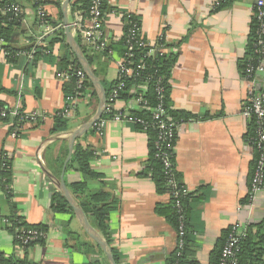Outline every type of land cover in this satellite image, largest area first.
<instances>
[{"label": "crops", "instance_id": "obj_1", "mask_svg": "<svg viewBox=\"0 0 264 264\" xmlns=\"http://www.w3.org/2000/svg\"><path fill=\"white\" fill-rule=\"evenodd\" d=\"M64 1L46 0L49 19L56 24H64ZM76 1L68 5L71 23L78 15L83 18L81 12L72 11ZM9 2L23 7L18 26L11 31L17 51L29 52L37 48L40 36L53 35L54 31L46 34L39 24L34 0ZM103 11L109 55L89 48L82 32L79 41L78 29H72V36L99 77L106 96L118 79L129 15L138 21L141 36L149 45L158 46L163 40V51L177 55L169 81V103L171 117L178 125L175 166L187 189L184 196L188 197L186 219L191 234L186 254L190 261L210 264L224 230H230L236 222L250 226L264 220V189L253 204L248 198L256 159L255 148L246 140L251 119L244 116L243 109L249 84L241 69L256 0H104ZM68 47L59 43L52 54H36L32 59L26 53L14 58L0 54V101L38 115L35 123L27 124L15 137L12 122L0 120V171L5 153L12 178L9 198L0 176V255L13 257L20 264H109L75 215L51 209L52 197L58 191L43 172L41 161L53 173L46 151L53 146L49 157L53 160L67 152L61 174H53L66 185L79 182L83 175L67 170V164L75 144L80 142L95 151L91 167L101 175L91 182V188L107 192L117 205L110 212L109 230L111 247L119 254L120 264H168L176 251L178 231L156 210L169 203L170 195L158 193L151 174L146 172L150 154L147 132L128 122L109 121L103 134L92 127L73 143L60 138L44 148L48 138L75 130L99 108L97 91L91 83L86 90L90 98L76 100L70 117L62 114L67 98L76 94L68 93L71 78L59 76L76 65L72 54L77 55ZM64 55L69 56L66 64L62 62ZM258 82V87L264 88V74ZM114 107L125 112L139 109L133 99L122 97ZM57 118L68 122L63 131L54 132ZM52 164L57 167L54 161ZM13 214L30 225H47L45 242L19 248L5 222ZM69 230L89 242L92 251L71 248L67 244Z\"/></svg>", "mask_w": 264, "mask_h": 264}, {"label": "trees", "instance_id": "obj_2", "mask_svg": "<svg viewBox=\"0 0 264 264\" xmlns=\"http://www.w3.org/2000/svg\"><path fill=\"white\" fill-rule=\"evenodd\" d=\"M10 0H3L4 3H12L9 2ZM91 0H79L74 3H72V11H79L81 12V15L83 19H86L89 16V6H90ZM22 15V14H21ZM20 15V16H21ZM20 16H13L11 14H7L6 16H0V22H2L4 25L2 26L1 32L6 38V41L8 43V47H10L13 51H17L18 49L13 46L12 41V28L13 26H18V22H16ZM62 21V20H60ZM61 23V22H59ZM59 23H55L52 20H48V24H50L53 27H56ZM258 23L257 20L254 19L251 27V32L249 36V44L247 49V54L245 59L241 62V69L243 74L245 75V70L248 62L252 61L254 64L257 65V63L260 60L259 54L256 52L255 48V42L258 37ZM81 31H78V40L81 41ZM45 45H43L40 48H45L48 53V55L52 54L53 48L56 44L63 43L66 48L68 49V44H66V32L65 28H59L54 31L52 36L45 38ZM122 44L124 46L122 53L124 54L127 50L126 46V38L123 39ZM163 45V40L159 42L158 46ZM90 48V46H89ZM147 47L143 49H135L136 51V60L139 59L142 55L145 54L147 51ZM84 52L86 51V47H83ZM110 48L107 46L106 50L103 52H100L101 55H109ZM37 55H41V52H37ZM175 53H161L157 52V54L153 55L152 57H149L145 59V65L146 67L141 70L139 77H133V78H126V88L125 91L122 94V98L125 99H133L142 97L144 100L147 101V104H141L139 105V109L136 111H133L132 114L135 116H139L145 119H148L151 121V116L153 113L154 108L157 106V104L160 102V98L158 96L157 88L158 86L164 87V97H163V103L167 109L168 115L171 117V110H170V100H169V92H170V79H171V72H172V66L176 59ZM72 60L76 64L75 66L81 68L78 59L72 54ZM69 56L64 55L62 58L63 63H67ZM90 62L93 61L92 58H89ZM71 82L72 87L69 89L70 91L68 93H74L75 92V77L71 76ZM118 83V79L115 80L112 84V88ZM145 85L146 88L144 87ZM86 86L92 87V84L90 80L86 77ZM93 96L96 97L95 91H93ZM6 104L2 103L0 101V107L5 106ZM107 116V114L105 115ZM104 116V117H105ZM172 118V117H171ZM255 118L253 117L249 122V131L246 135L247 142L254 147V138L256 136V122ZM152 123V122H150ZM68 126L67 120H64L62 118L56 119V127L54 128V132H60L66 129ZM137 128H142L138 125H136ZM147 134L149 136L150 141V154L148 159V165L146 167V172L150 173L153 181L155 182L156 188L158 193H168L170 195L169 203L166 205H159L156 210L159 214L165 216L170 223L178 229L179 227V210L176 207V201L177 199H181L182 202V208L183 213L185 216V229H186V236H185V248L181 254V256H178L176 251L172 253L168 264H198L195 261H190L187 258V246L190 241V234L191 232L188 229L187 225V217H188V210H187V196L180 195L178 198L175 196V189L172 188L169 184L170 178L166 175L165 169H164V162L159 154V149L156 146V136H157V130L154 127L149 128L147 130ZM52 147V148H51ZM45 153V158L47 160L48 166L53 171V173L56 176H59L61 174L62 166L65 162L66 166V157L67 152L62 155L59 159H50L49 157L51 150L53 149V146H51ZM255 159H257L258 152L255 150ZM95 157V151L90 148L89 146H85L81 144L80 142H77L74 146L73 154L71 156V159L69 160L67 164V170H73L76 172H79L83 175L84 179L79 182H74L72 184H68V188L71 189V193L75 196L81 207L83 208L84 212L86 213L91 225L101 234V236L106 239V241L112 245L111 235H110V228H109V219H110V212L114 209H116L117 205L116 202L111 201L110 195L103 191V190H93L91 188V182L94 180H97L101 178V175L98 173H95L91 167V160ZM57 164V167H55L52 162ZM173 161V174L174 179L178 182V190L181 188V185H183V182L181 181L179 174L176 170L175 166V155L172 156ZM255 168V164L252 169ZM251 173L254 174V171L252 170ZM1 183L3 187L5 188L7 195L9 198H12V194L9 191L10 185H11V166L10 162L8 161L7 157L4 153V159L2 161L1 171ZM253 176V175H252ZM176 189V190H177ZM249 198V196H248ZM248 200V199H246ZM51 209L55 213H71L74 215L73 209L70 207L68 201L66 198L60 193L56 192L51 200ZM7 222L9 223V228L13 233L15 230L23 231V230H29V229H38L47 232V225L44 224H28L26 223L22 217L17 216L15 214L6 217ZM11 224V226H10ZM8 226V225H7ZM15 229V230H14ZM230 230H224L222 233V237L219 240V243L217 247L214 249V251L211 254L210 264H220L221 259V251L223 246L225 245V242L227 240V237L229 235ZM16 233V232H15ZM72 241H75V244L72 246ZM17 242V241H16ZM45 242V239L37 240L33 243H31L29 246L35 245V244H43ZM67 244L74 249L82 250L84 252H91V244L86 241H82L80 238V235H78L75 231L69 230L67 233ZM115 259L117 264H120V256L117 254L114 248H112ZM238 264H264V220H262L259 223L252 224L248 226L246 237L242 239L241 242V249L238 254ZM21 261H16L13 257L10 258H3L2 255H0V264H20ZM102 262H98L96 264H101Z\"/></svg>", "mask_w": 264, "mask_h": 264}, {"label": "built area", "instance_id": "obj_3", "mask_svg": "<svg viewBox=\"0 0 264 264\" xmlns=\"http://www.w3.org/2000/svg\"><path fill=\"white\" fill-rule=\"evenodd\" d=\"M36 4V12L39 24L45 28L47 33L53 32L59 28H65L64 24H59L56 27L48 24L49 16L46 9V0H34ZM103 4L104 0H91L89 6V16L83 19L77 16V19L71 23L72 29H78L83 33L86 42L90 45L91 49L96 52H103L107 48V40L104 34L103 24ZM23 12V7L19 3H4L0 0V16H6L11 14L13 16H20ZM129 23L130 27L126 34V46L127 50L123 54L119 63L118 83L112 88L107 96V104L104 110L103 116L94 125L93 128L99 134H103L104 129L109 121L115 122H128L138 125L143 131L147 132L149 128L154 127L157 130L156 146L159 149L160 157L164 162V169L166 175L170 178L169 184L175 189V196L178 198L181 194L186 195L187 189L181 185L178 188V182L174 179V166L172 156H174L175 140L177 136V123L173 118L168 115L167 109L163 103L164 87L158 86L157 92L160 98V102L154 108L151 121L139 116H135L132 112H125L123 110H115L114 104L121 98L126 88V78L139 77L141 70L145 65V59L152 57L157 52L164 53L163 45L151 46L141 36L140 25L137 20H134L130 15ZM255 20L258 23V37L255 42L256 52L260 56L259 62L254 64L252 61L248 62L245 70V78L249 84V92L247 102L243 109V114L246 118H255L256 122V136L254 140V148L258 152L257 159L255 160L254 174L251 179L250 192H249V203L253 204L257 195L264 189V88L258 87V79L264 74V0H256V12ZM4 24L0 22V54L7 58H14L20 56L22 51H13L8 47L6 38L1 32ZM44 34L38 38L37 48L32 49L29 52H25L31 59L37 52L41 54H47L45 48H40L45 45ZM148 48L144 55L136 60L135 49ZM23 53V54H25ZM75 77V95L69 96L68 103L63 110L62 114L65 116H71L73 112L74 102L80 97L90 98L89 94H86V74L82 68L73 66L71 70L59 74L63 78ZM147 85L144 87L146 88ZM136 105L147 104V101L142 97L133 98ZM107 114V116H105ZM105 116V117H104ZM0 120L12 122L13 131L12 135L18 136L19 131L23 130L27 124H33L38 120V115L35 112H28L22 110L19 106H8L5 105L0 107ZM10 120V121H9ZM152 122V123H150ZM177 189V190H176ZM176 207L179 210V227L177 229L178 242L176 247V253L181 256L185 248V216L183 213L181 199H177ZM7 219L5 220V222ZM11 226V224H10ZM11 228V227H10ZM15 230V229H14ZM248 225L236 222L232 225L225 245L221 251L220 264H238V254L241 249V242L246 237ZM16 232V233H15ZM14 237L17 241L19 248L26 249L31 243L46 239L47 232L38 229H29L18 231L15 230ZM179 264V263H177Z\"/></svg>", "mask_w": 264, "mask_h": 264}, {"label": "water", "instance_id": "obj_4", "mask_svg": "<svg viewBox=\"0 0 264 264\" xmlns=\"http://www.w3.org/2000/svg\"><path fill=\"white\" fill-rule=\"evenodd\" d=\"M71 2V0H65L62 5V11L64 15V25L66 27L65 32H66V39L67 43L70 45L72 50L75 52L77 55L78 61L85 72L87 78L91 81L93 84L94 88L97 91L98 99H99V108L96 114L83 123L81 126L76 128L75 130L71 132H67L65 134H58L54 137H50L47 139V141L44 143V148L49 147V143H52L54 140L60 139V138H65L69 140L71 143H73L77 138L83 136L86 132L89 131L93 127V125L102 118L104 110L106 108L107 104V96L105 92L103 91V87L101 84V81L98 76L94 73V71L91 68L90 63L86 60L84 55L82 54L78 44L76 43L74 37L72 36V24L69 22L68 19V5ZM73 146L71 145V149ZM40 161H41V154L39 155ZM41 166L43 172L52 180L54 185L57 188V191L60 192L68 201L70 207L73 209L74 215L80 222L82 228L84 231L88 234V236L96 242V244L103 250L105 253L109 264H117L112 247L110 244L104 239L99 232L91 225L86 213L84 212L83 208L75 198V196L71 193L70 189L66 185L65 181L61 178H57L47 166L44 165V163L41 161Z\"/></svg>", "mask_w": 264, "mask_h": 264}, {"label": "rangeland", "instance_id": "obj_5", "mask_svg": "<svg viewBox=\"0 0 264 264\" xmlns=\"http://www.w3.org/2000/svg\"><path fill=\"white\" fill-rule=\"evenodd\" d=\"M84 110V108L81 109V112Z\"/></svg>", "mask_w": 264, "mask_h": 264}, {"label": "bare ground", "instance_id": "obj_6", "mask_svg": "<svg viewBox=\"0 0 264 264\" xmlns=\"http://www.w3.org/2000/svg\"><path fill=\"white\" fill-rule=\"evenodd\" d=\"M34 47V46H33ZM21 49V48H20Z\"/></svg>", "mask_w": 264, "mask_h": 264}]
</instances>
